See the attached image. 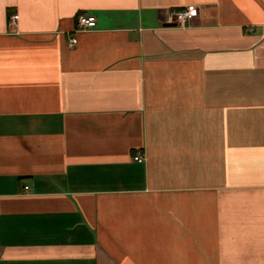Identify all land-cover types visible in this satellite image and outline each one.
Here are the masks:
<instances>
[{"label": "crops", "instance_id": "1", "mask_svg": "<svg viewBox=\"0 0 264 264\" xmlns=\"http://www.w3.org/2000/svg\"><path fill=\"white\" fill-rule=\"evenodd\" d=\"M0 264H264V0H0Z\"/></svg>", "mask_w": 264, "mask_h": 264}, {"label": "built area", "instance_id": "2", "mask_svg": "<svg viewBox=\"0 0 264 264\" xmlns=\"http://www.w3.org/2000/svg\"><path fill=\"white\" fill-rule=\"evenodd\" d=\"M200 15V10L198 7H189L183 11H172L169 13V22L178 26V27H186L191 24L196 18ZM19 19V15L17 13H13L10 16V24L16 25ZM97 27V18L94 15L89 14H80L77 17V29L74 33L88 31L95 29ZM77 43V39L75 36H71L69 39V46L75 47ZM134 160L139 163H144L146 158L142 155H137L134 157ZM26 191L30 190L29 186L25 187Z\"/></svg>", "mask_w": 264, "mask_h": 264}]
</instances>
